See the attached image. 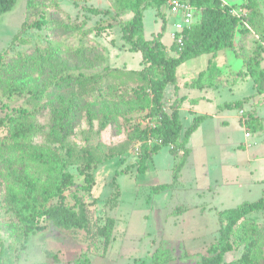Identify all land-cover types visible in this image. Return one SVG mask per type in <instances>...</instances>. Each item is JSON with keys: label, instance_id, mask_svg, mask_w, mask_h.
I'll use <instances>...</instances> for the list:
<instances>
[{"label": "rangeland", "instance_id": "obj_1", "mask_svg": "<svg viewBox=\"0 0 264 264\" xmlns=\"http://www.w3.org/2000/svg\"><path fill=\"white\" fill-rule=\"evenodd\" d=\"M257 1L264 17V0ZM227 2L240 4L243 0ZM26 7L27 0H17L11 11L0 16V56L13 59L35 50L53 51L59 57L57 65L66 66L74 74L88 75L106 70L104 72L110 84L117 86L120 92L125 90L130 94L138 88L139 78L135 72L142 68L141 54L128 51L119 31V24L130 19L132 14L117 11L114 0H40L34 10ZM160 18L161 15L151 9L144 12L146 39H153L161 33ZM170 21L161 37L167 49L172 44ZM66 26L78 29L65 31ZM257 42L259 35L251 31L241 47L236 46L235 52L242 58L246 57ZM79 48L82 51L78 53ZM232 51L222 50L213 58V62L225 73L228 70L238 71L241 67V59H237ZM74 53H77L75 57L72 56ZM208 58L212 60L210 55H203L181 64L176 71L178 85L205 71ZM50 76L47 72L41 80ZM234 76L223 77L225 82L217 90H207L215 99L199 102L195 110L216 112V105L231 103L255 93L250 79L234 84ZM73 89L76 87H68L63 92ZM189 92L191 98H197L202 91ZM170 94L167 93L164 100L167 112H170ZM107 97L115 99L109 94ZM251 99L253 106L251 109L249 104L245 107L248 111H244V117L251 112H259L264 121V95ZM23 105V98L8 97L0 91V117L13 114ZM223 110L222 113L229 116L228 125L217 117H209L201 123L202 126L190 135L186 143L190 153L178 183L159 192H153V187L172 184L173 168L178 159L170 153L169 147H163L147 162V171L139 173L135 162L141 144L128 142V134L135 126H153L145 111L128 114V121L120 119L99 135L91 133L82 119L76 120L78 128L74 141L79 148L86 147L85 154L93 158L90 169L96 186L89 201L95 202L93 209L96 216L115 219L114 240L104 255H101L102 247H99L98 254L90 256L92 264H148L157 249L168 252L170 260L167 264H200L206 248L217 236L219 221L216 211L235 208L245 202L252 203L263 196L264 141H259L261 132H251L250 138H245L247 130L239 123V110ZM195 116L184 106L179 117L182 134ZM94 128H98V122L94 123ZM42 139L43 136L39 135L36 141L41 142ZM80 164L76 162L67 166L76 184L74 189L64 193L66 202L71 206L75 203L72 195L78 198L86 195L80 189L84 184ZM0 171L4 172L1 162ZM116 187L120 191L119 203L114 209H109L110 202L107 200ZM3 193V185H0V258L7 256L13 264L44 262L47 261L46 251H50L59 252L62 261L54 263L49 259L48 264H70L67 261L83 250L84 245L79 238L59 231L51 224L42 223L45 227L27 240L15 237L11 227L14 219L4 206ZM176 207L187 210L174 214ZM249 218L264 227V209L250 214ZM240 253L238 247L226 253L223 264L235 260Z\"/></svg>", "mask_w": 264, "mask_h": 264}, {"label": "trees", "instance_id": "obj_2", "mask_svg": "<svg viewBox=\"0 0 264 264\" xmlns=\"http://www.w3.org/2000/svg\"><path fill=\"white\" fill-rule=\"evenodd\" d=\"M16 1L0 0V16L11 11ZM38 1L27 0L26 8L34 10ZM185 1L194 9L195 21L184 30L182 45L171 44L167 49L161 42L169 22V18H165L167 0H114L117 11L132 14L130 19L119 24L121 40L128 51L139 52L142 58V68L135 72L139 78V89L130 94L125 90L120 92L117 86L110 84L106 70L88 75L74 74L66 66H58L59 57L53 51L35 50L13 59L0 56V91L5 96L24 99V105L16 112L0 117V162L4 164V172L0 171V185L4 189V206L14 219L11 227L15 237L27 240L41 231L44 224H51L57 230L79 238L84 245L81 252L67 261L70 264H92L90 256L98 254L99 247H102L100 254L104 255L114 240L115 219L96 216L95 202L89 201L96 186L90 169L93 158L85 154L86 147L79 148L74 141L77 119H82L91 133L99 135L120 119L128 121V114L145 111L153 126H135L128 134V142L141 144L135 162L139 173L147 171V162L163 147H169L170 153L178 159L173 168L172 184L153 187V192H159L178 183L190 153L186 143L207 118L195 116L182 134L179 105L174 102L170 112L165 110V89L176 86V70L181 64L203 55L214 57L225 49L235 52L236 46L241 47L250 32L255 31L259 42L253 50L243 58L235 52V56L242 59L244 68L236 75L248 76L252 80L253 97L264 95V67L261 66L264 17L259 11L258 1L243 0L240 4L228 3L227 0ZM148 9L161 15L162 20L161 33L150 40L144 36L143 25L144 12ZM64 29L74 32L78 28L66 26ZM237 34L239 41L236 43ZM76 55L72 54L73 57ZM47 72L51 76L41 80ZM217 73L218 69L210 61L207 69L186 87L203 89L212 86ZM71 86L76 89L63 92ZM108 94L115 99L107 97ZM251 98L225 103L219 109L241 110ZM95 122H98L96 130ZM243 125L248 133L264 128L263 120L252 114L245 117ZM39 135L43 136L41 142L36 141ZM76 162L81 163L84 184L80 189L86 195L79 198L72 195L75 203L71 206L64 193L74 189L76 184L67 166ZM119 198L120 191L116 187L107 200L109 209L118 206ZM263 209L264 194L255 202L216 211L219 221L217 236L206 248L200 264H223L224 255L237 247L241 250L240 256L225 264H264V227L249 218L250 214ZM185 210V207H176L173 213ZM45 255L47 261H62L59 252L46 251ZM169 260L168 252L157 249L148 264H167ZM47 261L27 264H48ZM0 264L13 263L5 256L0 258Z\"/></svg>", "mask_w": 264, "mask_h": 264}, {"label": "crops", "instance_id": "obj_3", "mask_svg": "<svg viewBox=\"0 0 264 264\" xmlns=\"http://www.w3.org/2000/svg\"><path fill=\"white\" fill-rule=\"evenodd\" d=\"M231 50V49H230ZM219 53V52H218ZM232 53L234 54V52L232 51ZM218 55V54H217ZM216 55V56H217ZM211 56V55H210ZM216 56H214V57H212L211 56V59L212 60H210L209 58H208V63L211 61V62H213V58H216ZM234 56H235V54H234ZM236 57V56H235ZM237 58V57H236ZM196 59V58H195ZM237 59H240V58H237ZM263 61H264V54H263ZM263 61H262V63H261V66L262 67H264V65H262L263 64ZM214 63V62H213ZM215 64V63H214ZM215 66H216V68L218 69V73L216 74V76H215V79H214V85H212V86H210V85H208L207 87H204L203 89H196V88H189V87H186V84H188V83H190V82H192V80H194V79H196V78H192V79H189V80H186V81H184V83L182 84V85H178V83H176V86H168L166 89H165V93H164V99H163V102H165L166 101V98H165V96H166V94L167 93H171L170 94V96H169V100H168V103H171V104H169V106H171L174 102H176L177 103V105H179V117H180V112H181V110L184 108V106H185V109L187 110V111H189V112H192L194 115H196V116H198V115H203V116H207V118L202 122V124L209 118V117H217V119H219L222 123H224V124H227L228 125V118H229V116H227V115H224L222 112L224 111V110H222L221 111V109H219V107L221 106V105H216L215 107H216V112H212V113H204V112H198V111H196L195 109H196V106L198 105V103L199 102H201V101H204V100H206V101H208V102H211L212 100H214L215 99V97L213 96V94L211 95V94H208V92H206L207 90H211V89H213V90H217L221 85H223V83L225 82L224 80V78L223 77H230V76H234V74L236 75L237 74V72H239V71H241V70H244V68H243V64H242V59H241V67H240V69L238 70V71H231V70H228V72H224V70L218 65H216L215 64ZM207 67H208V64H207ZM206 67V68H207ZM177 71V70H176ZM203 72V71H202ZM201 73V72H200ZM199 73V74H200ZM198 74V75H199ZM248 79H250L248 76H243V77H241V78H238L237 79V77H235L234 76V84L235 83H238V82H240V81H242V82H244V81H247ZM251 80V79H250ZM178 81V80H177ZM252 81V80H251ZM253 83V82H252ZM253 85V84H252ZM253 89H254V86H253ZM189 90H199V91H202L200 94H199V96L197 97V98H191L190 97V92H189ZM254 92H255V90H254ZM255 94V93H254ZM253 94V95H254ZM253 95L252 96H250V97H243L242 99H240V100H243V99H245V98H251V97H253ZM165 100V101H164ZM252 100V99H251ZM249 101L248 103H246L244 106H243V108L241 109V110H239V112H238V117H239V123L241 124V125H243V121H244V119H245V117H244V111L246 112V111H248V109H245V107L249 104L250 105V109L252 108V106H253V104H251V102L253 101ZM237 101H239V100H237ZM235 102V101H234ZM225 104V103H224ZM223 105V104H222ZM170 109V108H169ZM165 110H166V107H165ZM240 111H243V116L242 115H240ZM250 114H252L253 115V117H255V118H257V119H263V118H261L260 116V113L259 112H257V113H254V112H251ZM249 115H247L246 116V118L248 117ZM264 122V121H263ZM202 125H200V127H201ZM243 127H244V125H243ZM245 128V127H244ZM259 132H261V134L259 135L260 136V142H263L264 141V128L262 129V131H259ZM259 132L257 133V134H259ZM248 132L246 131L245 132V134H244V136H245V138H250V136L249 137H246V134H247ZM251 133V132H250ZM250 133H248V134H250ZM251 135V134H250ZM263 140V141H262ZM248 147H249V145H247Z\"/></svg>", "mask_w": 264, "mask_h": 264}, {"label": "built area", "instance_id": "obj_4", "mask_svg": "<svg viewBox=\"0 0 264 264\" xmlns=\"http://www.w3.org/2000/svg\"><path fill=\"white\" fill-rule=\"evenodd\" d=\"M165 13L172 24V44L181 46L184 30L189 29L195 21V11L185 0H167ZM240 115L243 116V111H240ZM246 137H249L248 133Z\"/></svg>", "mask_w": 264, "mask_h": 264}]
</instances>
